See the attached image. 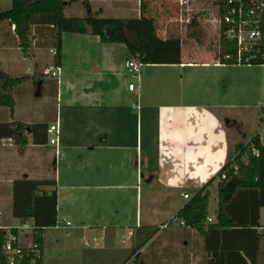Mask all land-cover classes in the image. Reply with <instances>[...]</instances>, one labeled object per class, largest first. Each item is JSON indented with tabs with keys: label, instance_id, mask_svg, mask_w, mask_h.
Instances as JSON below:
<instances>
[{
	"label": "crops",
	"instance_id": "0c3cea01",
	"mask_svg": "<svg viewBox=\"0 0 264 264\" xmlns=\"http://www.w3.org/2000/svg\"><path fill=\"white\" fill-rule=\"evenodd\" d=\"M144 1L148 7L137 5L133 17L144 18L148 36L139 80L127 73L126 61L133 56L126 44L103 42L90 28L62 34L57 66L53 27L33 26L32 48L25 55L15 26L0 23L3 70L34 76L14 89L13 110L0 107V224L16 225L7 218L13 216L16 180H55V186L42 189L57 190L62 226L52 228L65 231L66 239L54 242L52 228L44 230L43 264H49L55 247L75 251L77 238L88 249L75 264H103L113 252L136 251L141 243L136 264H264L259 229L264 206L259 207L255 189L239 190L227 206L236 226H216V180L208 188L210 228L178 226L151 236L217 175L239 144L260 133L257 128L247 137L244 120L231 126L226 119L232 110L244 116L264 104V64L221 63L215 51L200 47L189 34L184 41L185 9L165 15L167 7L157 10L154 0ZM64 2L66 16H92L67 15ZM12 4L0 0V12ZM8 35L15 44L8 43ZM47 48L52 55L43 60L40 53ZM13 49L14 57L8 52ZM55 124L58 145L48 133ZM18 134L26 144H19ZM122 243L127 246L118 248Z\"/></svg>",
	"mask_w": 264,
	"mask_h": 264
},
{
	"label": "trees",
	"instance_id": "16d2710c",
	"mask_svg": "<svg viewBox=\"0 0 264 264\" xmlns=\"http://www.w3.org/2000/svg\"><path fill=\"white\" fill-rule=\"evenodd\" d=\"M142 8L146 1L142 0ZM64 0H13L12 7L0 12V23L9 21L15 26L19 39V46L25 55H29L32 48L31 28L38 25L51 26L55 30V58L57 66L61 64L62 34L65 32L87 33L88 28L95 35H99L103 42L124 43L131 55L137 57L141 63L146 62L148 36L145 33L146 23L140 18H101L89 16L87 18L68 17L65 12ZM178 12V10L176 11ZM108 30V33L106 32ZM189 36L201 40L202 29L196 18L188 25ZM233 45L221 38L219 61L225 64H236L233 60L224 59V55L234 53ZM262 64L259 62L254 63ZM34 76H12L5 72L0 63V107L14 109L16 101L14 89ZM19 144H26L25 136L18 134ZM251 146H256L257 154H253ZM236 151L239 155L232 160V156L224 167L203 186L194 197L183 207L176 217L185 221V226L205 231L208 224L209 204L211 194L209 186L218 179V227L236 226L231 221L227 206L241 189H255L259 193V207L264 206V145L259 142V135L253 136L247 145L239 144ZM247 157V158H245ZM239 167L235 173L233 166ZM227 177L222 179V175ZM56 185L55 180L19 179L13 184L12 214L22 221L32 220L35 232L39 236L43 251V232L47 228L56 227L58 220L57 190L44 191L42 187ZM156 228L152 235L157 233ZM142 243L136 245L140 250ZM123 262L122 264H126ZM0 264H7L5 256L0 250ZM43 264V258L39 260Z\"/></svg>",
	"mask_w": 264,
	"mask_h": 264
},
{
	"label": "built area",
	"instance_id": "2783aa9c",
	"mask_svg": "<svg viewBox=\"0 0 264 264\" xmlns=\"http://www.w3.org/2000/svg\"><path fill=\"white\" fill-rule=\"evenodd\" d=\"M215 3L218 12L215 29H218L220 33V43L223 38L235 48V52L225 54L224 59L233 60L239 65H252L256 62L264 64V0H215ZM194 18V15L190 13L187 24ZM141 66L142 63L137 57L133 56L126 61L127 73L134 80H139ZM53 75L55 76L56 73ZM135 86L136 83L132 82L129 84V89L133 91ZM48 133L52 136L50 142L58 145V125H52ZM257 135H259V142L264 145L262 132ZM251 151L257 154L258 149L256 146H251ZM239 154L240 152L236 151L232 160ZM238 169L237 165L233 166L235 173ZM226 177L227 173H224L222 179ZM184 197L188 199L189 195L185 194ZM1 217L2 213H0ZM67 224L70 225V223ZM60 226H62L61 223L56 227ZM178 226H185V221L175 216L161 224L159 229ZM259 229L264 231V226ZM0 250L7 264H39V260L43 258V251L33 221H21L19 225L0 224Z\"/></svg>",
	"mask_w": 264,
	"mask_h": 264
},
{
	"label": "rangeland",
	"instance_id": "374dc122",
	"mask_svg": "<svg viewBox=\"0 0 264 264\" xmlns=\"http://www.w3.org/2000/svg\"><path fill=\"white\" fill-rule=\"evenodd\" d=\"M68 2V6L66 8L67 15L74 16H100V17H109V18H133L138 16V6L142 8V2H138L137 0H66ZM139 1V0H138ZM153 5L157 8H165L162 12L167 15L171 13H176L177 10L181 11L183 8L185 9L184 17H189L190 10L194 17L198 20L202 29V37L201 40L197 41L200 47L209 48L219 56V48H220V33L218 29H215V19L218 17L217 6L215 0H154ZM144 7L147 8V4H144ZM158 10V9H157ZM92 11V12H91ZM178 11V12H179ZM168 12V13H166ZM189 31H184V41L189 40ZM9 44H15V37L8 35L7 37ZM9 53L14 57L16 55V50H8ZM52 53H50L49 49H45L40 53V58L43 60L50 59ZM261 78L264 84V75ZM260 97L262 102L264 103V88L261 90ZM262 103V104H263ZM238 111L232 110V115L229 116L226 120L227 122H231V126H234V122H241V120L245 121V134L247 137H250V132H253L257 128L262 135H264V104L259 106L257 110H248L245 115H240ZM242 116V117H241ZM225 120V121H226ZM236 151L232 153V157L235 155ZM218 180V179H217ZM215 201L211 202V215L214 213ZM8 219L11 220L12 223L19 225L20 222L16 217L12 215L7 216ZM49 234L51 235V240L60 241L63 244L65 236L62 229H49ZM122 238L120 241L122 242ZM127 239H125L126 241ZM54 241V242H55ZM88 241V239H87ZM76 249L75 251H63L60 252L59 248H53L49 250L50 259L49 264H75L78 262V257L85 252L84 249H88L85 246V241L77 238L76 239ZM127 246L126 243L119 244L117 247L122 249ZM76 251L80 254L76 255ZM85 254H83L84 256ZM136 251H118L116 253L113 252L111 255V259L103 264H122L123 262H127L126 264H136ZM86 256V255H85Z\"/></svg>",
	"mask_w": 264,
	"mask_h": 264
},
{
	"label": "water",
	"instance_id": "95a60500",
	"mask_svg": "<svg viewBox=\"0 0 264 264\" xmlns=\"http://www.w3.org/2000/svg\"><path fill=\"white\" fill-rule=\"evenodd\" d=\"M106 32L108 33V30Z\"/></svg>",
	"mask_w": 264,
	"mask_h": 264
}]
</instances>
